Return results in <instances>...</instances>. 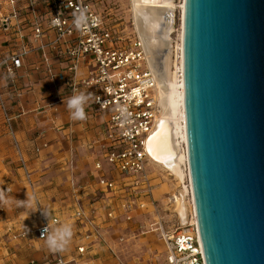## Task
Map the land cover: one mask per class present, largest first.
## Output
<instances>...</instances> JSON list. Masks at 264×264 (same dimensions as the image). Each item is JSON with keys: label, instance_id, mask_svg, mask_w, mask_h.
I'll return each instance as SVG.
<instances>
[{"label": "built area", "instance_id": "2783aa9c", "mask_svg": "<svg viewBox=\"0 0 264 264\" xmlns=\"http://www.w3.org/2000/svg\"><path fill=\"white\" fill-rule=\"evenodd\" d=\"M107 2L110 0H0V30L6 38L0 45V135L12 137L19 167L30 179L16 137L25 118L48 121L49 125L34 131L35 137L43 136L51 127L62 131L87 124L77 137L87 134L97 142L111 167L103 172L102 161L95 162V168L103 172L97 177L98 191L113 192L117 198L106 216L113 220L121 211L131 221L138 211L158 210L152 200L156 163L147 150L161 118L158 83L139 33L114 24L106 14ZM80 9H86L89 17L82 30L73 23V14ZM80 91L95 95V102L85 106L87 118L57 125L56 117L70 115L67 99ZM61 143L65 149H72L68 139L62 138ZM149 167L153 170L148 171ZM188 186L187 195L193 204L190 182ZM79 187L86 188V183ZM39 213L44 223L36 234L46 241L44 228H55L60 218L51 214L48 219ZM94 214L93 209L83 208L75 213L91 226L83 234L84 243L77 246L80 255L91 251L93 238L98 235V230L92 229L96 225ZM192 219L190 214L186 226L173 227H167L163 218L157 220L155 230L167 250L165 264H206L198 224ZM51 255V263L77 264L65 251ZM97 258L99 255L94 254L86 264H94Z\"/></svg>", "mask_w": 264, "mask_h": 264}, {"label": "water", "instance_id": "95a60500", "mask_svg": "<svg viewBox=\"0 0 264 264\" xmlns=\"http://www.w3.org/2000/svg\"><path fill=\"white\" fill-rule=\"evenodd\" d=\"M183 80L206 264H264V0H185Z\"/></svg>", "mask_w": 264, "mask_h": 264}, {"label": "crops", "instance_id": "0c3cea01", "mask_svg": "<svg viewBox=\"0 0 264 264\" xmlns=\"http://www.w3.org/2000/svg\"><path fill=\"white\" fill-rule=\"evenodd\" d=\"M5 40L0 30V45H3ZM28 107L32 108L33 105ZM70 120V115L64 118L58 116L55 119L57 125ZM46 125H49L47 120L31 116L20 123L16 135L30 179L26 170L19 167L12 137L0 135V191H6L7 196L12 199L26 200L34 197L32 208L38 204L49 216H59L60 223L55 227L64 223L70 224L73 237L64 251L70 259H75L77 264H86L92 260L94 254L99 255L94 264H121V257L124 264H165L167 250L162 239L161 243H157L159 254L152 258V262H147L132 256V251L136 252L138 247L142 248V244H122L119 233H115L118 234L115 237L113 232H117L118 227H128L132 221L126 220L121 211L113 220L106 216V212L115 206L117 198H113V192L98 191L97 177L103 172H109L111 167L104 164L106 159L102 157L103 148L97 142L87 134L77 137L78 132L87 124H79L62 131L51 127L46 129L43 136L35 137L34 131ZM62 138L69 140L71 150L63 147ZM44 145L46 146L42 148ZM6 155L12 157V164L6 163ZM97 160L102 161L103 172L95 168ZM81 183H86V188H80ZM79 208L95 211L93 218L96 225L92 229L98 230V235L93 238L91 251L84 255L77 252V246L84 243L83 234L91 229V226L75 216ZM29 212V208L17 206L15 203L0 202V264H32L33 261L37 264H54L49 261L52 251L46 246V241L39 240L36 234L37 228L43 225L44 220L39 211L30 214ZM178 224L179 220L168 226ZM21 234L26 236L21 237Z\"/></svg>", "mask_w": 264, "mask_h": 264}, {"label": "bare ground", "instance_id": "6f19581e", "mask_svg": "<svg viewBox=\"0 0 264 264\" xmlns=\"http://www.w3.org/2000/svg\"><path fill=\"white\" fill-rule=\"evenodd\" d=\"M135 27L145 45L149 65L158 83L160 119L164 120L154 135L152 152L170 176L183 188L175 194L174 209L183 223L188 214L195 218L194 204L189 202L190 182L183 80V15L185 0H131ZM181 8L179 39H173L175 15ZM173 36V37H172ZM186 142V143H185ZM185 196V197H184ZM190 221V216L188 222Z\"/></svg>", "mask_w": 264, "mask_h": 264}, {"label": "rangeland", "instance_id": "374dc122", "mask_svg": "<svg viewBox=\"0 0 264 264\" xmlns=\"http://www.w3.org/2000/svg\"><path fill=\"white\" fill-rule=\"evenodd\" d=\"M181 1L182 0H176L178 5L181 4ZM106 6L107 17L111 18L110 20L114 24H118L120 28H126L128 31L137 30L134 24L131 0H110V2L106 3ZM180 14L181 8H177L174 32L172 34L174 36H172L173 39H176L175 41L179 39L180 35ZM62 145L64 147V144ZM11 160V156H5V161L7 164H12L13 161ZM104 164L106 166L110 165L107 160L104 161ZM152 170V167L148 168V171ZM154 172L153 183L155 186L153 200L158 210L155 213H152L151 209H149L151 211L145 214L138 213L136 217L131 220V225L128 227L120 226L117 228V232H113L114 234L119 233L120 238H124L121 240L122 244H126L128 242L132 244H142V248L138 247L139 249L136 252L132 251V256L137 257L140 261L145 260L147 262H152V258H155L156 255L159 254L157 253L159 248L157 243H161V235L159 231L155 230L157 226V220L163 218L164 221H167V227H169L168 225H171L173 222L177 223L179 220L175 214V201L173 199V195L177 194L179 190L183 188V184L178 183V180H176L175 176H170L168 172L158 163L155 165ZM184 183L185 185H188L189 180L186 178ZM117 236L118 234H115V237ZM119 260L121 264L125 263L122 260V257Z\"/></svg>", "mask_w": 264, "mask_h": 264}, {"label": "clouds", "instance_id": "9594fccd", "mask_svg": "<svg viewBox=\"0 0 264 264\" xmlns=\"http://www.w3.org/2000/svg\"><path fill=\"white\" fill-rule=\"evenodd\" d=\"M73 23L78 30H82L89 21V17L86 14V9H80L73 14ZM89 101L95 102V95L91 92L80 91L79 93H74L67 99V108L69 109L70 116L72 120L83 121L87 118L85 112V106ZM33 198H28L26 200L12 199L7 196L6 191H0V202L5 204L15 203L17 206L29 208L30 212L40 211L42 215L49 219V213L40 205H36L32 208ZM42 237L46 239V246L52 252L64 251L70 245L73 237V229L70 224L64 223L53 229H49L46 226L42 232Z\"/></svg>", "mask_w": 264, "mask_h": 264}]
</instances>
